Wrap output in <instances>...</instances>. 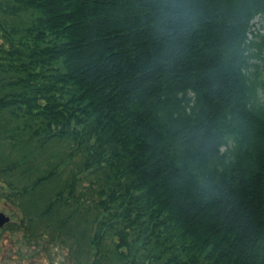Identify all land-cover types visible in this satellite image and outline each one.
<instances>
[{
    "label": "trees",
    "instance_id": "trees-1",
    "mask_svg": "<svg viewBox=\"0 0 264 264\" xmlns=\"http://www.w3.org/2000/svg\"><path fill=\"white\" fill-rule=\"evenodd\" d=\"M257 16L264 0H0L3 229L63 264H264Z\"/></svg>",
    "mask_w": 264,
    "mask_h": 264
},
{
    "label": "rangeland",
    "instance_id": "rangeland-1",
    "mask_svg": "<svg viewBox=\"0 0 264 264\" xmlns=\"http://www.w3.org/2000/svg\"><path fill=\"white\" fill-rule=\"evenodd\" d=\"M256 34L264 36V16H257L252 21V27L249 34V40L259 42L260 39ZM264 52V50H263ZM255 63L259 64V62ZM223 149V148H222ZM9 208L0 201V212L5 213L10 218V222L16 223L11 218ZM17 234L14 226L11 228L0 229V264H63L64 252L47 248L46 252L34 249V246H24L15 242ZM17 244H15V243ZM20 255V257L16 256Z\"/></svg>",
    "mask_w": 264,
    "mask_h": 264
},
{
    "label": "water",
    "instance_id": "water-1",
    "mask_svg": "<svg viewBox=\"0 0 264 264\" xmlns=\"http://www.w3.org/2000/svg\"><path fill=\"white\" fill-rule=\"evenodd\" d=\"M10 223V218L5 213L0 212V228H3L5 225Z\"/></svg>",
    "mask_w": 264,
    "mask_h": 264
},
{
    "label": "flooded vegetation",
    "instance_id": "flooded-vegetation-1",
    "mask_svg": "<svg viewBox=\"0 0 264 264\" xmlns=\"http://www.w3.org/2000/svg\"><path fill=\"white\" fill-rule=\"evenodd\" d=\"M4 228V227H3ZM3 228H0V229H3Z\"/></svg>",
    "mask_w": 264,
    "mask_h": 264
}]
</instances>
